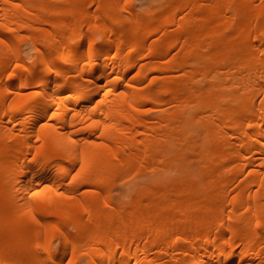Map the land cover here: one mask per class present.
<instances>
[{
    "label": "bare ground",
    "instance_id": "obj_1",
    "mask_svg": "<svg viewBox=\"0 0 264 264\" xmlns=\"http://www.w3.org/2000/svg\"><path fill=\"white\" fill-rule=\"evenodd\" d=\"M0 264H264V0H0Z\"/></svg>",
    "mask_w": 264,
    "mask_h": 264
}]
</instances>
